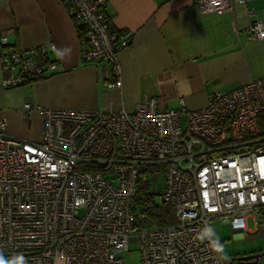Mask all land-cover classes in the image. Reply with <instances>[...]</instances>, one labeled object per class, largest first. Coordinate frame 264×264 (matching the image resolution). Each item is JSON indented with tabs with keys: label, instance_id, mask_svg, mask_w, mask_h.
Masks as SVG:
<instances>
[{
	"label": "built area",
	"instance_id": "obj_1",
	"mask_svg": "<svg viewBox=\"0 0 264 264\" xmlns=\"http://www.w3.org/2000/svg\"><path fill=\"white\" fill-rule=\"evenodd\" d=\"M80 59L105 61L108 88L120 87L118 52L129 45L105 16L107 0H67ZM236 1L195 0L200 13L231 12ZM244 31L264 39V21L249 13ZM53 43L11 47L0 32L1 87L49 76L57 63ZM43 117L40 141L9 135L0 120V254H22L27 264H123L136 243L141 264H227L199 234L213 218L248 232V219L264 209V81L251 79L207 95L187 109H159L146 98L134 110L48 109L32 103L24 113ZM163 166L160 202L175 223L141 224L132 210L139 172Z\"/></svg>",
	"mask_w": 264,
	"mask_h": 264
},
{
	"label": "crops",
	"instance_id": "obj_2",
	"mask_svg": "<svg viewBox=\"0 0 264 264\" xmlns=\"http://www.w3.org/2000/svg\"><path fill=\"white\" fill-rule=\"evenodd\" d=\"M250 12L264 21V0L236 1L231 12L222 14L200 13L195 0H107L105 16L129 40L118 52L121 85L108 88L109 64L81 61V37L63 0H0V32L8 44L29 49L53 43L48 57L57 63L49 76L9 89L1 87L0 63L5 131L42 139V114L24 113L27 102L116 112L134 110L152 97L159 109L178 108L181 101L187 109H198L215 91L264 81V39H250L244 31Z\"/></svg>",
	"mask_w": 264,
	"mask_h": 264
},
{
	"label": "rangeland",
	"instance_id": "obj_3",
	"mask_svg": "<svg viewBox=\"0 0 264 264\" xmlns=\"http://www.w3.org/2000/svg\"><path fill=\"white\" fill-rule=\"evenodd\" d=\"M154 189L162 192L163 179L153 180ZM156 204H161L159 194L155 197ZM257 224L252 218L248 219V232H235L228 221L213 218L210 226L214 229L217 236L225 246L226 254L230 256L227 264H237L233 258L248 253L261 254L256 264H264V209L256 215ZM123 264H141L140 253L136 243H131L129 249L122 254Z\"/></svg>",
	"mask_w": 264,
	"mask_h": 264
},
{
	"label": "trees",
	"instance_id": "obj_4",
	"mask_svg": "<svg viewBox=\"0 0 264 264\" xmlns=\"http://www.w3.org/2000/svg\"><path fill=\"white\" fill-rule=\"evenodd\" d=\"M69 6L67 0H63ZM79 36L82 38L80 31ZM264 114L258 118L261 131L255 136L264 135ZM261 120V121H260ZM163 166H145L139 172L137 178L136 192L133 197L132 210L144 212L145 217L141 224L145 226H166L175 223L174 209L171 205L161 203L156 204L155 197L160 194V190L153 187V180L161 178Z\"/></svg>",
	"mask_w": 264,
	"mask_h": 264
},
{
	"label": "clouds",
	"instance_id": "obj_5",
	"mask_svg": "<svg viewBox=\"0 0 264 264\" xmlns=\"http://www.w3.org/2000/svg\"><path fill=\"white\" fill-rule=\"evenodd\" d=\"M199 237L202 241H209L212 246V251L219 261L225 262L230 260V256L226 254L224 244L211 226L206 225L201 230ZM0 264H27V259L22 254H16L11 257H4L0 254Z\"/></svg>",
	"mask_w": 264,
	"mask_h": 264
},
{
	"label": "water",
	"instance_id": "obj_6",
	"mask_svg": "<svg viewBox=\"0 0 264 264\" xmlns=\"http://www.w3.org/2000/svg\"><path fill=\"white\" fill-rule=\"evenodd\" d=\"M260 255L261 254L242 255L233 258V260H235L237 264H242L243 261H246V264H256Z\"/></svg>",
	"mask_w": 264,
	"mask_h": 264
},
{
	"label": "flooded vegetation",
	"instance_id": "obj_7",
	"mask_svg": "<svg viewBox=\"0 0 264 264\" xmlns=\"http://www.w3.org/2000/svg\"><path fill=\"white\" fill-rule=\"evenodd\" d=\"M249 254H257V253H248V254H244V255H249ZM242 264H246V261H243Z\"/></svg>",
	"mask_w": 264,
	"mask_h": 264
}]
</instances>
